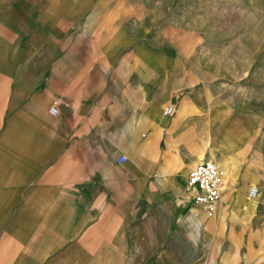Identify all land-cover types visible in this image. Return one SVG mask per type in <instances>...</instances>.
Returning a JSON list of instances; mask_svg holds the SVG:
<instances>
[{"label": "crops", "instance_id": "1", "mask_svg": "<svg viewBox=\"0 0 264 264\" xmlns=\"http://www.w3.org/2000/svg\"><path fill=\"white\" fill-rule=\"evenodd\" d=\"M123 9L0 0V264H209L207 222L187 186L203 132L209 158L230 169L218 210L239 206L223 195L240 177L247 188L251 159L218 121L239 109L214 95L217 77L178 40L195 33L138 39Z\"/></svg>", "mask_w": 264, "mask_h": 264}, {"label": "rangeland", "instance_id": "2", "mask_svg": "<svg viewBox=\"0 0 264 264\" xmlns=\"http://www.w3.org/2000/svg\"><path fill=\"white\" fill-rule=\"evenodd\" d=\"M42 5L43 10L49 7ZM123 5L122 24L138 39L145 34L151 42H166L167 36L161 34L168 27L195 33L178 40L196 49L187 55L192 54L199 70L208 69L217 77L211 87L214 95L239 109L220 114L218 121H227L221 133L247 148L251 161L241 174L249 171V184L244 189L240 177L234 192L223 195V202L238 204V209L223 206L214 216L203 215L207 223L202 253L209 264H264L257 259L264 257V0H123ZM93 32L91 36L97 37ZM169 39L174 41L173 36ZM89 41L91 46L96 43ZM49 79L45 75L41 86ZM202 135L201 156L209 158L210 134ZM252 187L260 196L251 197Z\"/></svg>", "mask_w": 264, "mask_h": 264}, {"label": "built area", "instance_id": "3", "mask_svg": "<svg viewBox=\"0 0 264 264\" xmlns=\"http://www.w3.org/2000/svg\"><path fill=\"white\" fill-rule=\"evenodd\" d=\"M60 106V100L55 99L49 109L50 114L52 116L58 115ZM173 112V106H168L165 109L166 115H171ZM127 160L128 158L124 155L118 159L120 163L127 162ZM187 186L194 191V203L203 208L206 216H214L218 210V204L225 186L223 172L214 160L204 158V160L198 162L188 177ZM258 193L256 187H252L249 191L252 197H255Z\"/></svg>", "mask_w": 264, "mask_h": 264}, {"label": "bare ground", "instance_id": "4", "mask_svg": "<svg viewBox=\"0 0 264 264\" xmlns=\"http://www.w3.org/2000/svg\"><path fill=\"white\" fill-rule=\"evenodd\" d=\"M209 148H210V147H209ZM201 159H203V157H201ZM216 162H217V161H216ZM216 162H215V163H216ZM217 163H218V162H217ZM217 163H216V164H217ZM217 165H218L219 168L221 167V165H220L219 163H218ZM220 169H222V168H220ZM229 170H230V169H229ZM229 170H228V172H227V171L225 172V171L223 170V171H224L223 175H224L225 182H226L227 177L230 178V176H231V175L229 174ZM250 187H251V186H250ZM233 191H234V190H233ZM258 192H259V191H258ZM258 194H259V193H258ZM258 194H257L255 197H253V198H256L257 196H260V194H259V195H258ZM251 197H252V196H251ZM250 200H251V199H250Z\"/></svg>", "mask_w": 264, "mask_h": 264}]
</instances>
